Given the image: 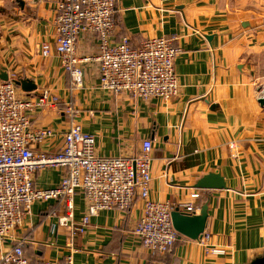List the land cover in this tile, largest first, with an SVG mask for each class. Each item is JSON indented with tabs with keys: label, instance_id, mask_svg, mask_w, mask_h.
Segmentation results:
<instances>
[{
	"label": "crops",
	"instance_id": "obj_1",
	"mask_svg": "<svg viewBox=\"0 0 264 264\" xmlns=\"http://www.w3.org/2000/svg\"><path fill=\"white\" fill-rule=\"evenodd\" d=\"M58 1L0 0V75L36 85L32 92L16 86L20 98L48 92L60 99L28 114L31 130L54 133L31 149L58 153L72 118L95 136L100 157H134L151 140V199L176 208L192 204L195 214L207 204V226L201 239L179 235L168 253L154 255L133 234L143 214L138 195L128 210L101 211L74 237L70 223H60L65 207L39 200L15 230V240L0 241V264L21 240L33 262H62L70 254L74 264H252L262 257L264 108L258 100L264 88V0H116L114 42L126 36L138 48L167 37L180 48L174 65L180 92L171 100L101 89L100 45L93 33L79 37L78 55L92 60L73 89L57 52ZM44 43L50 47L47 58L41 54ZM69 107L75 115L66 113ZM66 172L39 169L35 186L56 188ZM210 174H218L226 188L196 189ZM85 211L78 192L73 224Z\"/></svg>",
	"mask_w": 264,
	"mask_h": 264
},
{
	"label": "built area",
	"instance_id": "obj_2",
	"mask_svg": "<svg viewBox=\"0 0 264 264\" xmlns=\"http://www.w3.org/2000/svg\"><path fill=\"white\" fill-rule=\"evenodd\" d=\"M116 0H59L56 8L57 52L62 67L71 78L72 88L81 85L83 65L90 57H80L77 44L81 34L93 33L100 45L99 87L113 93H127L145 100H171L179 95L180 85L174 65L180 48L175 40L158 37L145 40L135 48L129 37L114 42ZM50 47L42 44L41 54L47 58ZM16 82H0V241L15 240V230L31 212L34 202L57 201L65 207L61 224L70 223L72 237L84 233L92 217L101 211L128 210L138 195L143 201V214L133 234L150 253L166 254L175 245L179 233L172 221L175 205L154 201L151 193L152 141L145 140L139 155L104 158L96 151L95 136L85 133L73 118L65 133L62 149L52 155L36 154L34 143L53 136L52 129L31 130L28 114L37 109L59 104L60 99L48 92L36 98H20ZM260 97H264V88ZM66 113L75 115L69 107ZM231 148L235 146L230 145ZM43 168L67 170L60 185L43 190L35 186L34 175ZM84 195L86 211L77 225L73 224L75 198ZM198 199L200 194L192 195ZM195 214L192 204L180 206ZM19 241L1 257V264H74L73 255L62 262H33ZM221 253L222 251H214Z\"/></svg>",
	"mask_w": 264,
	"mask_h": 264
},
{
	"label": "water",
	"instance_id": "obj_3",
	"mask_svg": "<svg viewBox=\"0 0 264 264\" xmlns=\"http://www.w3.org/2000/svg\"><path fill=\"white\" fill-rule=\"evenodd\" d=\"M4 81H8L6 74L0 75ZM16 85L21 87L24 92L36 90V85L29 80L16 81ZM261 107L264 108V97L258 100ZM196 189H225L226 184L218 174H210L201 179L195 187ZM208 220V205H204L198 214H188L176 208L172 212V221L175 230L180 236L191 240H199L203 237ZM252 264H264V255L257 258Z\"/></svg>",
	"mask_w": 264,
	"mask_h": 264
}]
</instances>
